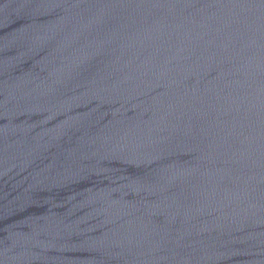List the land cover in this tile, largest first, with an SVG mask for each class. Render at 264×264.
I'll list each match as a JSON object with an SVG mask.
<instances>
[{"label": "water", "instance_id": "water-1", "mask_svg": "<svg viewBox=\"0 0 264 264\" xmlns=\"http://www.w3.org/2000/svg\"><path fill=\"white\" fill-rule=\"evenodd\" d=\"M0 264H264V0H0Z\"/></svg>", "mask_w": 264, "mask_h": 264}]
</instances>
